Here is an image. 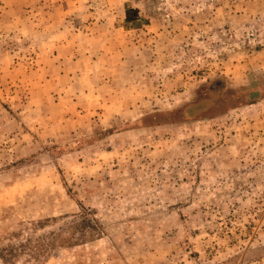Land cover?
I'll return each mask as SVG.
<instances>
[{"label": "rangeland", "instance_id": "374dc122", "mask_svg": "<svg viewBox=\"0 0 264 264\" xmlns=\"http://www.w3.org/2000/svg\"><path fill=\"white\" fill-rule=\"evenodd\" d=\"M85 208L45 264H264V0H0V247Z\"/></svg>", "mask_w": 264, "mask_h": 264}, {"label": "trees", "instance_id": "16d2710c", "mask_svg": "<svg viewBox=\"0 0 264 264\" xmlns=\"http://www.w3.org/2000/svg\"><path fill=\"white\" fill-rule=\"evenodd\" d=\"M84 220L81 223H75L68 228H63L61 231H52L46 236H33L28 233L25 238L17 243H11L5 247H0V259L2 264H16V260L20 255H28L27 261L34 260L37 264H45L51 257V250H56L59 247L73 246L87 242L94 237V234L100 235L102 232L98 224L93 218L87 215L88 209H84ZM80 232L77 234L78 230ZM89 229L90 235H88ZM18 237L17 234H11ZM22 235V234H18Z\"/></svg>", "mask_w": 264, "mask_h": 264}]
</instances>
